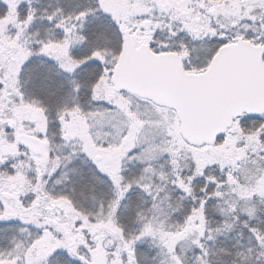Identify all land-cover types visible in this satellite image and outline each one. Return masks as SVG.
I'll list each match as a JSON object with an SVG mask.
<instances>
[{"label": "snow or ice", "instance_id": "obj_1", "mask_svg": "<svg viewBox=\"0 0 264 264\" xmlns=\"http://www.w3.org/2000/svg\"><path fill=\"white\" fill-rule=\"evenodd\" d=\"M0 264H264V0H0Z\"/></svg>", "mask_w": 264, "mask_h": 264}]
</instances>
